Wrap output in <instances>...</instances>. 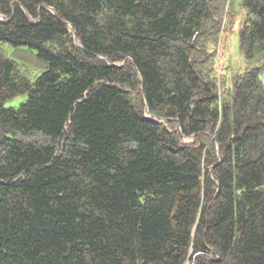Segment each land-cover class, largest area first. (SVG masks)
I'll return each instance as SVG.
<instances>
[{
  "label": "trees",
  "instance_id": "obj_1",
  "mask_svg": "<svg viewBox=\"0 0 264 264\" xmlns=\"http://www.w3.org/2000/svg\"><path fill=\"white\" fill-rule=\"evenodd\" d=\"M0 264H264V0H0Z\"/></svg>",
  "mask_w": 264,
  "mask_h": 264
},
{
  "label": "rangeland",
  "instance_id": "obj_2",
  "mask_svg": "<svg viewBox=\"0 0 264 264\" xmlns=\"http://www.w3.org/2000/svg\"><path fill=\"white\" fill-rule=\"evenodd\" d=\"M242 12V8L238 5L233 15L230 10L224 14L219 27L218 41L210 47V51L214 53L215 73L218 79L224 77L223 72L226 74L225 77L230 79L234 74L240 73L245 69V59L240 54L238 32L236 31L243 19ZM6 54L14 59L23 71L26 70L31 79L35 78L41 72V67L35 64L33 53L25 49L13 50L7 45ZM25 98L26 95L13 97L7 100L4 106H18ZM24 140L41 142L43 141V137L37 134L35 137L24 138ZM184 141L187 142L190 140L184 138Z\"/></svg>",
  "mask_w": 264,
  "mask_h": 264
},
{
  "label": "water",
  "instance_id": "obj_3",
  "mask_svg": "<svg viewBox=\"0 0 264 264\" xmlns=\"http://www.w3.org/2000/svg\"><path fill=\"white\" fill-rule=\"evenodd\" d=\"M144 110H145L144 112H145L146 114H148V108H147V105L145 106V109H144Z\"/></svg>",
  "mask_w": 264,
  "mask_h": 264
}]
</instances>
